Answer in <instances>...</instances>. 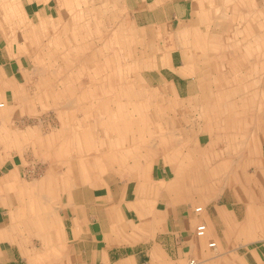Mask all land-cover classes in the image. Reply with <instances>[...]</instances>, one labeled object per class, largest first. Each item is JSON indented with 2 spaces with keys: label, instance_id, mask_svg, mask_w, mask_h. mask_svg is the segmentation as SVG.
I'll use <instances>...</instances> for the list:
<instances>
[{
  "label": "crops",
  "instance_id": "obj_1",
  "mask_svg": "<svg viewBox=\"0 0 264 264\" xmlns=\"http://www.w3.org/2000/svg\"><path fill=\"white\" fill-rule=\"evenodd\" d=\"M225 1L0 0V264H189L190 259H198L194 264H264V193L239 200L228 191L248 187L254 181L264 189V55H237L235 46L245 35H251L256 44L253 54L264 45L260 41L264 40V4L257 1L256 9L252 0L251 11H259V18L255 21L254 15L252 23L245 24L242 14L232 19L228 15V11H243L245 1ZM120 3L121 9L117 6ZM123 10L130 15L133 37L146 43L148 29H153L154 41L172 46L169 51L152 54L164 55L159 58L165 62L159 66L168 72L160 71L161 76L175 86L179 98L184 93L180 80H186L189 111H204L176 116L177 104L158 102L156 112L152 111L146 86L136 76L122 79L121 94L126 91V101L118 98L119 106L113 109L112 95L106 100L101 98L95 109L90 103L95 96L91 90L95 86L93 75L104 69L97 55H80V73L88 71V80H81L61 95L63 108L71 109L77 128L69 129L63 122L58 132L34 138L33 142L38 140L36 144L44 145L55 156H66L75 145L80 154L77 163L83 169H76L79 172L72 183H52L49 178L35 185L22 179L23 148L29 142L24 135L34 129L28 127L26 131L15 126L11 112L22 101L21 92L30 71H38L42 58L35 54L25 57L19 51L20 27L24 24L31 28L30 34L35 37L37 28L48 27L52 18H67L70 12L92 18L90 24H79L81 27H110L108 14L113 11L120 18L112 24L118 25V30L125 24L121 19ZM219 10L223 11L221 16L216 14ZM238 17L239 23L233 24L238 28L233 42L236 55H225L224 60L219 57L221 66L237 63L234 76L221 70L218 77L217 59L213 58L207 62L211 71H201L195 57L189 59L187 55H210L204 51L202 29L213 28L216 22L232 27L230 21ZM244 27H251V32L245 33ZM238 33L242 35L240 40ZM220 42L224 41L211 40L209 49L214 50ZM251 56L252 67H242L243 58ZM107 61L106 68L112 72L111 60ZM115 69L109 74L113 83L118 75ZM191 77L193 80L187 79ZM73 90L81 93L80 98L74 97ZM113 90L111 87L107 93ZM235 91L249 92L251 99L244 100L246 95L240 94L237 100ZM103 110L108 113L107 121L99 117L95 121L104 128V137L98 139L106 146L94 144L90 138L93 124L87 121L96 116L95 112L103 115ZM80 113L84 114L83 120ZM120 141L126 146L118 153ZM85 152L88 159L84 158ZM103 157L111 163L123 162L121 169L126 176L114 173L100 177L102 170L96 171L95 165ZM148 157L153 161L149 162ZM85 170H89L91 184L84 182ZM54 186L67 188L55 207L47 194ZM197 207L201 210L196 211ZM202 222L207 225V234L198 238L195 228ZM212 241L216 243L213 250L208 246ZM215 250L221 251L219 255L214 254Z\"/></svg>",
  "mask_w": 264,
  "mask_h": 264
},
{
  "label": "rangeland",
  "instance_id": "obj_2",
  "mask_svg": "<svg viewBox=\"0 0 264 264\" xmlns=\"http://www.w3.org/2000/svg\"><path fill=\"white\" fill-rule=\"evenodd\" d=\"M225 1V0H224ZM245 5L241 7L243 11H238V13L233 11H228V15L232 16L234 15H240L242 14V18L244 23H252L251 19H253L255 15V21L259 18V11H251L252 8V0H244ZM254 2L257 1L260 4H264V0H253ZM227 4H235L237 0H226ZM220 4V3H218ZM117 6L122 8L121 3ZM115 7V6H114ZM112 7V10L113 8ZM213 7H217L215 4H213ZM220 7V6H219ZM253 7H255L253 5ZM259 5H256V9H258ZM121 11V10H120ZM223 13V11L219 10L216 12L217 15H220ZM120 14V12H118ZM123 14V15H122ZM108 21L111 23L110 27H95V26H88V27H81L79 24H90L92 21L91 17L83 15L81 12H73L69 13L67 15V18H63L62 20L59 17L52 18L51 21L48 24V27H40L36 29V36H31V28H28L26 25H22L19 29V44L18 49L21 53L25 54L23 56H27L30 54L35 55H41L42 60L39 63V69L37 70H31V76H29V81L25 84V90L21 92L22 95V101L19 102V106L13 108L11 115L14 116V120L16 122L15 126L21 128V130H26V128L30 127L33 128L34 131H29L28 133H25V138L29 139V142H26L23 150L24 151V162L22 166V179L33 181L35 182V185H39L41 181L45 179H51L52 183L57 184L59 180L68 181L72 183L76 176L77 171L76 169H83L80 165L77 163V153L79 154V151H77L74 145L69 150V154H66V156H63L59 154V156H55L50 154L48 150H45L46 148L43 147L40 143L36 144V141L33 142V139H40V136H46L53 132H58V130L61 128L63 122L67 125H69V129H76L77 124L75 123L74 116L71 112V109L69 108H63L64 102L61 100L63 97V94L68 90L69 87L77 86L79 85V82L87 81L88 80V74L84 71L82 72L80 61L81 57L80 55H97V61L99 63V66L101 69H104V71L98 75H93V82H95V86L91 89L93 90L95 96L90 98V103H93V106L95 109H97L99 100L102 98V100H106L109 96L115 97V99H112L113 102H111L112 106L111 108L116 109L119 104H117L116 101L119 99L126 101L127 95L126 91L124 94L122 93V89L124 86H122L124 83L122 81L123 78H126L128 81V78L130 76H136L140 77L143 80V83L146 86L147 91V101H150L152 107V111L156 112V104L162 103V105H168L171 106V104L175 103L177 104L176 107V116H183L188 114L189 107H188V98L186 97V89H187V81L180 80V86H181V92L183 95L181 98L177 96L175 86L171 82H167L163 76H161V72H168L167 68H161L159 65L160 62H165V59H160V56L164 55H152L156 52H162L163 49L166 51H169L172 46L171 45H160V43H157V41H154L156 37L154 38V34H152V30L148 29V37L146 38L148 42H142V38L139 37H133L132 29L130 27V15L127 11L123 10L121 12V19L123 18L125 21V24L122 25L120 29L117 30V26H112L113 23L118 21L119 16L114 14V12H110L108 14ZM225 15V14H224ZM264 17V13L262 15ZM21 20L23 19L22 14L20 13ZM88 17V18H87ZM120 19V18H119ZM240 17L237 19H233V21H230V24H236L239 23ZM260 19L262 17L260 16ZM67 20V21H66ZM102 23V22H101ZM219 22L214 23L213 28H203L201 31L203 43L205 44L206 48L204 51H208L207 53H210V55H187V58L191 59L190 57H195L197 65L201 71L204 69H210V66L208 67L207 62H210L211 58L217 59L216 69H217V76L219 77V73L222 70L223 72L227 73L228 75L231 74V77L234 76V73H236V66L237 63H224L223 66L220 64L221 57L224 60V56H234L236 55L235 51L236 48L238 49L237 55H264V45L262 44V47L257 50L256 54L252 53V47L254 49L256 48V44L252 43V36H244L243 41L238 42V44L233 45V42L235 43V36H236V28L234 25L232 27H222L221 24L219 25ZM66 25V26H64ZM245 33L251 32V27H244ZM249 30V31H248ZM10 34V33H9ZM200 34V35H201ZM240 37L242 38V35L238 33V40H240ZM219 40L222 39L224 42H220L217 48L214 50L209 49V44L211 40ZM226 40H232L228 43L225 42ZM32 40L34 42H32ZM29 41H31L29 43ZM264 41V40H260ZM164 47V48H162ZM223 54V56H220ZM133 55H138V58H132ZM160 57V58H159ZM247 57V56H246ZM198 58V59H197ZM108 59L111 60L112 66H113V73L115 68H117L118 75L116 77V81H114L112 78V75L110 76L111 69L106 68V66H109ZM219 59V60H218ZM244 60L241 62L242 67L245 68H251V62L253 61L252 56L248 59L243 58ZM86 60V59H84ZM27 60L25 59L24 62ZM261 61V60H260ZM86 62V61H85ZM89 63V61H87ZM136 64V66H135ZM165 64V63H164ZM126 65L128 66V69H126ZM207 65V66H206ZM143 67V69H140V67ZM33 67V65H30V69ZM160 67V68H159ZM240 67V69L242 68ZM120 68V69H119ZM130 68H136L133 72H129L128 70ZM79 69V70H78ZM88 69V68H87ZM138 69H140L138 74ZM239 69V70H240ZM205 71V70H204ZM241 71V70H240ZM44 73L41 75V73ZM53 72L58 73V75L53 74ZM111 72V73H112ZM92 74V73H91ZM215 78V76H214ZM69 81H68V80ZM189 80H193V77L187 78ZM210 79V76H209ZM216 79V78H215ZM49 83V84H48ZM51 84V85H50ZM112 85V86H111ZM51 86V88H50ZM71 87V88H72ZM115 88V91L113 90L112 93H107L109 88ZM45 88L47 92L45 91ZM49 89H52L53 91H50ZM126 89V88H124ZM53 92V93H52ZM249 92L245 93H237L236 91L233 92L234 98L237 100H240L241 96L240 94H245L246 97L244 100L251 99V97H248ZM205 94V93H204ZM251 94V93H250ZM264 94V92H263ZM263 94H261V98L263 97ZM62 95V96H61ZM69 95V94H68ZM74 97H79L81 93L78 91L77 93L73 90ZM208 95L210 93L208 92ZM56 96V98H54ZM117 97V98H116ZM119 98V99H118ZM243 99V98H242ZM241 104V103H240ZM60 106L62 108H59L57 106ZM104 109V108H103ZM118 110V109H117ZM169 110V115H172ZM191 110V109H190ZM197 115L201 114L204 110L198 109ZM196 110L192 109V111H189V113L192 115L196 114ZM104 112V110H103ZM223 113V112H221ZM96 116L91 118H87V121L91 124H93V130H94V137L93 135L90 137L93 139L94 144H102L101 139L98 138L104 137V130L103 126L95 121L96 117L102 118L103 120L107 121L108 113L105 112L103 115H100L95 112ZM83 113L79 114V117L81 119L83 118ZM83 120V119H82ZM87 123V122H86ZM84 124V123H83ZM88 124V123H87ZM139 127V125H137ZM79 128V124H78ZM81 128V126H80ZM85 125H83V129H85ZM169 138V137H168ZM108 141V139H103ZM169 142L170 139L168 140ZM64 142V141H63ZM148 145H150L149 142H147ZM106 146L105 144H102ZM85 146V145H84ZM117 147V144L114 145ZM126 146L120 141L119 148H116V151L119 149L120 151H117L120 153L122 151V147ZM83 147V146H82ZM127 148H130L129 146ZM67 150V151H68ZM64 151V150H63ZM170 151V150H169ZM101 150L97 152V154H100ZM123 152V151H122ZM88 153V152H87ZM86 152L84 153V158L88 159L90 157ZM96 154V155H97ZM80 156V154H79ZM149 162H152V157H148ZM154 158V157H153ZM106 157H103L102 161L97 165H95L96 171L97 168L100 170V177H104L106 175H111L116 173L120 177H123V175L126 176V171H122L123 162L119 165L118 162L111 163L109 160H106ZM71 160V162H70ZM72 166V167H71ZM99 166V167H98ZM71 167V169H70ZM116 168H119L116 170ZM121 169V170H120ZM89 170H85L84 176V182L85 183H92L91 175L89 176ZM79 172V171H78ZM82 172V171H81ZM83 173V172H82ZM88 174V176H86ZM240 176L244 177L242 173L239 174ZM250 176L249 174H246ZM71 180V181H70ZM243 184H245L243 178L241 179ZM249 181H246L248 183ZM240 184V183H239ZM252 184H254L252 186ZM241 185V184H240ZM247 186V185H246ZM257 182L254 181L251 183H248V187H239L237 189H229L228 191H231V195L235 196L236 198L250 199L252 197H256L259 195H262L264 193L263 186L259 185L260 187H257ZM37 191L42 190L41 188H35ZM68 189H70L68 187ZM67 188L65 187H52L51 192L50 188L48 189V196H50L51 201H53L52 206H58L56 205V202L60 201L61 194L66 193ZM232 196V197H233ZM235 197H233L235 199ZM240 205H242V202L239 201ZM58 210V207H56ZM56 209H53V214L58 215ZM243 215V213H240ZM207 234V231H206ZM205 234V235H206ZM204 235V236H205ZM196 237L202 238L195 234ZM262 237V236H261ZM259 238L262 242V238ZM209 246V243H208ZM210 247V246H209ZM212 250L215 249V247H211ZM221 252V251H220ZM219 251L215 250L214 254L219 255ZM219 257V256H218ZM191 260L190 259L189 264ZM198 261V259H196ZM195 260V261H196Z\"/></svg>",
  "mask_w": 264,
  "mask_h": 264
},
{
  "label": "built area",
  "instance_id": "obj_3",
  "mask_svg": "<svg viewBox=\"0 0 264 264\" xmlns=\"http://www.w3.org/2000/svg\"><path fill=\"white\" fill-rule=\"evenodd\" d=\"M201 210V207H197L196 208V211H200ZM206 231H207V225L206 223L202 222V223H199L196 228H195V234L202 237L206 234ZM209 246L210 247H215L216 246V243L215 241H212L209 243ZM191 264H194L195 263V260H191L190 262Z\"/></svg>",
  "mask_w": 264,
  "mask_h": 264
},
{
  "label": "bare ground",
  "instance_id": "obj_4",
  "mask_svg": "<svg viewBox=\"0 0 264 264\" xmlns=\"http://www.w3.org/2000/svg\"><path fill=\"white\" fill-rule=\"evenodd\" d=\"M149 5H150V4H149ZM151 10H152V9H151ZM168 43H169V42H168ZM74 100H75V98H74ZM67 101H68V99H67ZM69 103H70V102H69ZM1 105H2V104H0V106H1ZM127 111H128V110H127ZM127 111H126V112H127ZM35 193H36V192H35Z\"/></svg>",
  "mask_w": 264,
  "mask_h": 264
}]
</instances>
